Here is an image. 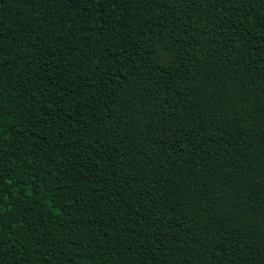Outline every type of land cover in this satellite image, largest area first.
Wrapping results in <instances>:
<instances>
[{
	"label": "trees",
	"instance_id": "trees-1",
	"mask_svg": "<svg viewBox=\"0 0 264 264\" xmlns=\"http://www.w3.org/2000/svg\"><path fill=\"white\" fill-rule=\"evenodd\" d=\"M0 264H264V0H0Z\"/></svg>",
	"mask_w": 264,
	"mask_h": 264
}]
</instances>
